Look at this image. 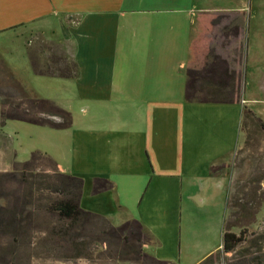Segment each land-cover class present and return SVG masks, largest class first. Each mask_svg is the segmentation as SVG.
<instances>
[{"label": "crops", "instance_id": "1", "mask_svg": "<svg viewBox=\"0 0 264 264\" xmlns=\"http://www.w3.org/2000/svg\"><path fill=\"white\" fill-rule=\"evenodd\" d=\"M211 1L217 0H0V56L16 79L20 66L33 72L27 48L34 36L64 45L78 68L73 79L49 77L74 95L78 111L70 128L40 126L46 130L37 150L60 171L84 179L82 209L114 226L138 220L151 237L144 252L174 264H200L222 248L229 178L210 170L232 160L244 107L264 121V36L248 67L252 10ZM202 14L240 21L245 56L237 103L186 100L187 64ZM224 26L211 35L222 57L236 43L234 25ZM95 178L113 188L93 194ZM209 200L216 204L208 206ZM184 202L187 221L207 223L201 231L182 224ZM211 229L221 241L196 246L201 255L192 261L186 240Z\"/></svg>", "mask_w": 264, "mask_h": 264}, {"label": "trees", "instance_id": "2", "mask_svg": "<svg viewBox=\"0 0 264 264\" xmlns=\"http://www.w3.org/2000/svg\"><path fill=\"white\" fill-rule=\"evenodd\" d=\"M229 17L208 14L199 17L198 32L192 41L191 55L187 64L186 100L188 102L237 103L242 97L243 76L239 68L244 62L245 45L238 40L240 26L235 24L233 27L236 49L232 58L231 54L227 58L218 55L215 47L212 46L213 28L223 24L225 25L223 29L229 30V24H225L224 21ZM27 52L33 72L38 76L73 79L78 75L76 63L57 45L45 43L40 47L39 52L29 45ZM6 72L12 83V90L6 91L0 88L1 125H5L8 120H18L57 130L72 126L73 116L69 111L50 99L40 98L28 90L8 69ZM249 119L255 120L264 132V121L244 107L242 126ZM224 169L225 166L212 167L210 174L222 176ZM83 188V178L60 171L58 163L50 155L39 150L33 151L27 161L14 160L11 171L0 172V238L9 240L6 248L11 252L12 258L18 249L30 247L33 210L44 207L49 214L69 223L68 229L63 232L65 236L80 223L92 224L97 231L94 242L112 247L109 257L118 262L174 264L170 261L158 260L144 252L143 246L150 243L151 237L138 220L131 219L120 226H114L103 216L82 209L80 199ZM112 188V182L107 179L93 180V194ZM45 199H48V202L42 206V201ZM227 203L229 205V196ZM244 237L245 232L236 234L224 229L222 251L225 254H236L245 241ZM79 246L86 248L85 242L80 243ZM88 254L80 253L79 257ZM214 254L200 264L209 262ZM256 259L257 264H264V256ZM10 264L15 263L10 262Z\"/></svg>", "mask_w": 264, "mask_h": 264}, {"label": "rangeland", "instance_id": "3", "mask_svg": "<svg viewBox=\"0 0 264 264\" xmlns=\"http://www.w3.org/2000/svg\"><path fill=\"white\" fill-rule=\"evenodd\" d=\"M211 2L213 5L224 8L234 9L244 5L247 9L252 10L253 16L248 21L251 33L248 36L247 47L248 67H250L251 51L257 50L258 42L264 36V0H217ZM224 21L229 26L240 22L234 15ZM215 34H218V31ZM218 41L227 44L226 40ZM45 43L59 46L70 58L64 45L41 35L32 38L30 47L39 52L40 47ZM217 47L219 46H216L219 51ZM235 49V44H232L230 48L223 49L225 51L224 57L227 58L231 54L232 58ZM6 68L11 72L0 56V88L11 91L12 83ZM19 71L18 80L28 90L40 98L65 103L67 107L64 108L69 109L68 111L72 116L77 115L78 110H76L73 102L74 95L67 94L65 89L60 88L58 85L61 82L60 79L37 76L26 66H20ZM41 130L46 129L18 120H8L5 125H1L0 121V172L11 171L14 160L24 162L30 158L31 153L37 150V147H40L44 141ZM219 166H225L223 176L229 178V205L226 206L224 229L236 234L245 232V241L240 245L236 254H225L220 249L206 264H227L228 262L232 264H257L256 258L264 256V132L255 120H246L242 126L240 143L232 160ZM47 202L48 199L42 201V206ZM194 203L199 205L196 199H194ZM206 204L213 207L216 203L209 200ZM187 210L184 202L182 205V224L190 225L192 228L194 227L193 229L201 231L207 223H201L197 219L191 220L190 218L187 221ZM33 213L30 247L18 249L12 258L11 252L6 248L9 240L0 238V262L3 264H10V262L15 264H137L135 262H118L110 258L109 253L112 251V247L94 242L97 231L90 223H80L65 236L63 232L68 229L69 223L60 221L57 216L49 214L44 207L38 210L34 209ZM211 231V233L203 235L198 232L200 235H190V238L186 240L190 248L189 251H191L190 259L192 261L201 255V251L196 246L210 248L215 247L221 241L220 234L216 233L214 229ZM82 242H85L86 248L79 246ZM80 253L89 254L79 257Z\"/></svg>", "mask_w": 264, "mask_h": 264}]
</instances>
